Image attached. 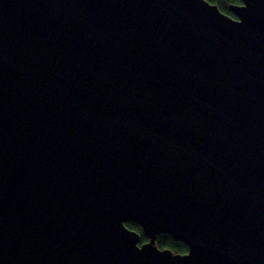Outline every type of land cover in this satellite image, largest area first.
<instances>
[{"label":"water","instance_id":"1","mask_svg":"<svg viewBox=\"0 0 264 264\" xmlns=\"http://www.w3.org/2000/svg\"><path fill=\"white\" fill-rule=\"evenodd\" d=\"M230 10L0 0V264H264V0Z\"/></svg>","mask_w":264,"mask_h":264},{"label":"trees","instance_id":"2","mask_svg":"<svg viewBox=\"0 0 264 264\" xmlns=\"http://www.w3.org/2000/svg\"><path fill=\"white\" fill-rule=\"evenodd\" d=\"M213 4L218 5L220 10L229 15H233L230 6L233 4H239L240 0H208ZM127 227L141 234V244L148 241V238L144 235L142 227L135 222H128ZM157 245L161 249H170L175 253L188 252V246L181 241L175 240L170 234H160L157 238Z\"/></svg>","mask_w":264,"mask_h":264}]
</instances>
